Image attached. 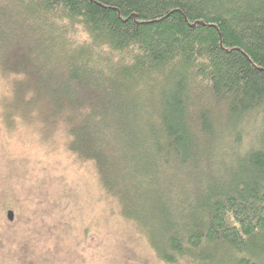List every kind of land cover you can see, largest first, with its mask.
<instances>
[{
    "label": "trees",
    "instance_id": "trees-1",
    "mask_svg": "<svg viewBox=\"0 0 264 264\" xmlns=\"http://www.w3.org/2000/svg\"><path fill=\"white\" fill-rule=\"evenodd\" d=\"M0 82L159 259L264 264V0H0Z\"/></svg>",
    "mask_w": 264,
    "mask_h": 264
},
{
    "label": "rangeland",
    "instance_id": "rangeland-1",
    "mask_svg": "<svg viewBox=\"0 0 264 264\" xmlns=\"http://www.w3.org/2000/svg\"><path fill=\"white\" fill-rule=\"evenodd\" d=\"M1 112L0 99V264H169L89 165L24 126L11 131Z\"/></svg>",
    "mask_w": 264,
    "mask_h": 264
},
{
    "label": "water",
    "instance_id": "water-1",
    "mask_svg": "<svg viewBox=\"0 0 264 264\" xmlns=\"http://www.w3.org/2000/svg\"><path fill=\"white\" fill-rule=\"evenodd\" d=\"M12 218H13V212L10 211V212H9V219H12Z\"/></svg>",
    "mask_w": 264,
    "mask_h": 264
}]
</instances>
